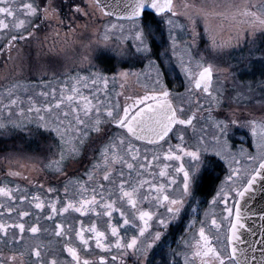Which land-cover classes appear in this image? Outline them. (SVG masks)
I'll use <instances>...</instances> for the list:
<instances>
[{
	"label": "snow or ice",
	"instance_id": "snow-or-ice-1",
	"mask_svg": "<svg viewBox=\"0 0 264 264\" xmlns=\"http://www.w3.org/2000/svg\"><path fill=\"white\" fill-rule=\"evenodd\" d=\"M53 33V60L61 33L79 45L70 88L65 81L57 96L43 78L0 83V139L38 145H13L2 157L6 175L29 187L0 184V264H165V247L166 264H264V210L248 206L255 193L264 198V80L245 84L222 63L226 49L246 48L264 76V0H0L8 61L24 45L48 48ZM106 60L116 67L105 70ZM164 66L178 69L183 92L168 86ZM133 77L142 93L109 90ZM238 130L250 144L237 154ZM84 157L88 166L74 175ZM218 166L226 173L201 219V191ZM61 177L62 187L47 183ZM257 217L258 230L248 224ZM186 219L191 236L171 249L167 237Z\"/></svg>",
	"mask_w": 264,
	"mask_h": 264
},
{
	"label": "rangeland",
	"instance_id": "rangeland-1",
	"mask_svg": "<svg viewBox=\"0 0 264 264\" xmlns=\"http://www.w3.org/2000/svg\"><path fill=\"white\" fill-rule=\"evenodd\" d=\"M115 19H113L114 21ZM81 25L83 24L82 21L80 22ZM103 29L101 28V31ZM45 33H41L42 39L44 38ZM55 39L54 33L49 36L48 40V48H45L41 50L37 45L31 50L25 51L20 53L19 59H14V61H8L7 63H1L0 64V83L4 81L5 77H8L9 79H18L19 82L22 85H28V86H33L37 85L40 83L41 78L44 79L45 84L41 85V87H48L50 84L52 87L57 88V96H59V90L61 85L67 81V85L70 88L71 85L74 83V81L71 79L72 76H74L77 72V69L79 67V45L78 44H73V41L71 38L67 42L64 40L63 33H61V36L58 40H56V48L57 51L59 52V56L55 58V60L52 59L51 54H50V49L52 46V41ZM223 40L228 39V30H227V25H225V30L223 32L222 36ZM164 40L167 42V34H164ZM159 43V41H158ZM201 48L204 47L203 44L200 45ZM161 48H157L155 51L159 53L161 51ZM227 52H231V56L225 55L223 57L222 63L227 64L230 63L233 68L236 66L234 63L242 66L245 63H247V49H226ZM16 52L13 53V57H16ZM256 56H259V53H256ZM35 60V61H40L38 65H42L40 68H35L30 66V61ZM108 63V64H107ZM257 67L259 66V63L255 64ZM103 67L105 70H108L110 68L116 67L115 61H112L109 63L107 60L105 61ZM142 67L141 64H135L134 65V70H139ZM173 68L175 67V62H173ZM239 70H234L237 73L238 79L244 81L245 84L248 83H253L254 87H259V84L262 80H264V76H262L261 79H259L258 75H253L247 73L246 70L245 72H242L241 75L239 76ZM161 71L165 73V81L167 84L174 85V89L176 91L183 92L184 88L181 86L182 82L177 79V76H179L178 69H176L175 73H173L172 68L165 66L164 68H161ZM67 73L68 76H65L64 74ZM55 74V77H54ZM83 74V73H82ZM111 73H109L110 75ZM255 81H250V79L255 78ZM182 76H179V79H182ZM92 87L89 84V88ZM99 87L102 89L103 85H99ZM180 87L182 89H180ZM230 87V86H229ZM115 88L116 91H123L125 95H131L135 94L136 92L141 93L143 91V80L140 82L137 81L135 77L131 78L129 81L125 83V87L123 90L120 89L119 83L112 85L111 83L109 84V90ZM180 89V90H179ZM39 90V88H37ZM50 91V88L48 89ZM80 90L84 93H88V88L83 87V85L80 86ZM21 96L24 99V106L27 108L28 102L26 99V95L23 91H21ZM33 94V93H29ZM112 102L115 103L116 100H119V103L121 105L124 104L125 96L121 95L120 97H116L115 93H112ZM43 97H38V100L41 102L43 101ZM179 102V101H177ZM233 143L235 145V149L238 151L241 147H248L250 144V137H247V133L245 130H238L236 134L232 138ZM238 158L242 160L243 163H247L246 160H244L243 157H240L238 155ZM224 167V166H223ZM226 170V168L224 167ZM219 185V184H218ZM217 185V186H218ZM212 196L209 197V200L211 199ZM203 205L204 206H209L208 201ZM205 208V207H204ZM172 233L169 235L172 237ZM184 236H191V233L185 232L184 230ZM168 241V237H167Z\"/></svg>",
	"mask_w": 264,
	"mask_h": 264
},
{
	"label": "flooded vegetation",
	"instance_id": "flooded-vegetation-1",
	"mask_svg": "<svg viewBox=\"0 0 264 264\" xmlns=\"http://www.w3.org/2000/svg\"><path fill=\"white\" fill-rule=\"evenodd\" d=\"M77 2L82 3V4H86V0H77ZM84 19L85 18H81L82 23H83ZM41 39H42V37H41ZM34 47H35V44L24 45L22 47V52L31 50ZM13 53H15V52H13ZM6 61H7V57L4 56V55H0V64L4 63ZM30 62H31L30 63L31 67L35 66V68H40L42 66V65L36 66L37 64L40 63V61L31 60ZM227 64H230V63H227ZM255 64L256 63H253V64L245 63L244 65L240 66V65L234 63V65L236 66L234 68V70L241 69L240 72H239V76L241 75L242 72H245L244 70H246L247 73L253 74L254 76L258 75L259 79H261L262 78L261 65L259 64V66L257 67ZM178 80L183 82V78L182 79H178ZM255 80H256V77L250 79V81H252V82L255 81ZM168 86L171 89H173L174 91H176V89H174V85L168 84ZM180 89H182V88L180 87ZM137 93L138 92H136L135 94H137ZM135 94H131V95H135ZM124 102H125V100H124ZM21 143H23L25 145H28L26 151H29V152H31L33 149H36L37 146H38L36 142H32L31 144H29V138H27V137H24L23 141H21L20 139H14V138H9L7 140L0 139V150H1L0 151V184H11V186L14 187V188L16 186H19L21 188L29 187L28 181L23 179L22 177H10V176L6 175V172H7L8 168H9V164L2 159L3 155L6 154V150L9 147H11L13 145H17L18 146ZM87 166H88V157H84V163L83 164H76V165L73 166L74 175H77V176L81 175L83 173L84 169ZM11 168L14 169V170L20 171L23 175L29 176L33 180H40L42 182L45 181V177H44L43 174L38 173L36 171L25 170V168L19 167L15 162L11 165ZM225 173H226V170L224 169V167L223 166H218L216 168V170L211 174V176L208 177L207 180H209L210 184L207 186L208 187L207 189H205L204 191H201V198L204 201L203 205L206 203L207 200H209V197L212 196L215 193V189H216L217 185L220 183V180L223 179ZM49 177H51V174H49ZM62 182H63V178L62 177L58 178V179L50 178L47 181V183H51L53 185H59L61 187H62ZM203 205L201 206V209H200V218L201 219L204 218V212L209 209V206H204L205 207L204 208ZM215 211L217 213H219V209H216ZM85 219H86V222H87V218H85ZM188 222L189 221L186 219L184 221L183 225H181L179 227H177L175 225L173 226V230L171 231V233L173 235H172V237L169 236L168 237V241H167L168 245H170L171 249H176L178 246H182L181 237H183V235H184V229H185L186 225L188 224ZM196 227L197 228L199 227V223L198 222L196 224ZM47 239H48V237L45 236V242L47 241ZM168 251H169L168 247H165L164 253L162 254L163 255V259L165 261V264L169 260V257L167 255ZM155 264H160L159 257H158L157 261L155 262Z\"/></svg>",
	"mask_w": 264,
	"mask_h": 264
},
{
	"label": "water",
	"instance_id": "water-1",
	"mask_svg": "<svg viewBox=\"0 0 264 264\" xmlns=\"http://www.w3.org/2000/svg\"><path fill=\"white\" fill-rule=\"evenodd\" d=\"M111 2H115V0H111ZM113 19H115V18H113ZM241 203L243 204L244 202L242 201ZM248 206H249L251 211L259 213L260 211L264 210V198H261L260 193L257 192V193H255V200L248 201ZM260 223L261 222L259 221L258 217L254 218V222L251 219L248 221L249 226L253 227L257 230L260 227ZM245 236L247 238L248 234L245 233Z\"/></svg>",
	"mask_w": 264,
	"mask_h": 264
},
{
	"label": "trees",
	"instance_id": "trees-1",
	"mask_svg": "<svg viewBox=\"0 0 264 264\" xmlns=\"http://www.w3.org/2000/svg\"><path fill=\"white\" fill-rule=\"evenodd\" d=\"M210 183H209V180H206L205 181V183H204V186H203V189H202V191H204L205 189H207L208 187V185H209Z\"/></svg>",
	"mask_w": 264,
	"mask_h": 264
},
{
	"label": "bare ground",
	"instance_id": "bare-ground-1",
	"mask_svg": "<svg viewBox=\"0 0 264 264\" xmlns=\"http://www.w3.org/2000/svg\"><path fill=\"white\" fill-rule=\"evenodd\" d=\"M3 140V139H2ZM1 151V150H0Z\"/></svg>",
	"mask_w": 264,
	"mask_h": 264
}]
</instances>
